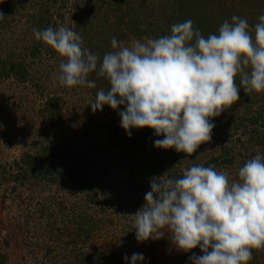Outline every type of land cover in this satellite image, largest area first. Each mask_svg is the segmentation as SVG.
Masks as SVG:
<instances>
[{
	"label": "clouds",
	"instance_id": "1",
	"mask_svg": "<svg viewBox=\"0 0 264 264\" xmlns=\"http://www.w3.org/2000/svg\"><path fill=\"white\" fill-rule=\"evenodd\" d=\"M258 21L251 30L246 19L233 15L218 34L205 38L189 19L173 24L169 35L134 40L130 47L114 37V51L102 58L65 26L34 28L33 36L62 58L60 85L96 88L90 74L108 81L107 91L96 92L94 111L122 107L117 114L127 136L147 127L163 136L154 147L191 156L211 140L213 118L238 101L237 74L245 93L264 92V14ZM237 177L230 180L212 166L194 165L181 178L152 179L143 207L134 214L136 240L167 233L180 251L199 247L202 254L189 256L190 264H248L253 249H264V156L247 160ZM123 259L145 261L142 253Z\"/></svg>",
	"mask_w": 264,
	"mask_h": 264
},
{
	"label": "rangeland",
	"instance_id": "2",
	"mask_svg": "<svg viewBox=\"0 0 264 264\" xmlns=\"http://www.w3.org/2000/svg\"><path fill=\"white\" fill-rule=\"evenodd\" d=\"M26 1L24 11L12 6V0H0V7L9 5L7 18L14 16L16 21L28 9L34 11L31 2L37 0ZM72 1H67L69 8ZM222 1L238 5L242 0ZM261 4L264 0H256L253 5L258 8ZM236 12L232 11V14L243 16L245 12L246 15V9L241 14ZM70 16H65V20L56 27L69 28ZM23 20L22 17L19 23H25ZM56 22L59 23L58 20ZM22 31L20 25L0 31V58L13 48V41H27V35L23 38ZM32 36V33L28 34V39ZM146 38L150 37L144 35L141 41ZM132 42L122 45L130 47ZM25 62L29 72L26 81H17L12 76L0 79V233H6L0 235V253L6 255V264L77 263L80 254L87 257L93 252L115 255L109 262L100 259L98 263L101 264H117V258L122 264H127L123 257L127 255L130 259L133 253L143 254L145 261L142 264H190L189 256L193 253L201 255L198 246L189 252L178 250L167 233L158 239L136 240L134 214L143 207L151 180L170 178L168 172L158 175L151 162L140 164V169L135 171L134 159L147 162L150 154L140 153L133 138L124 130L122 144L129 156L121 153L124 150L121 142L109 140L106 131L97 123L98 112L91 108L96 96L91 89L86 86L68 88L59 84L56 78L62 58L49 46L43 55L26 58ZM107 85L103 77L96 82V88L104 89ZM49 97L59 100H56L57 104L53 101L51 107L52 110L58 107L60 111L55 119L48 117L47 109L50 108L43 106ZM260 108H264V92L245 93L240 88L238 101L213 118L215 127L211 140L201 144L191 156L182 153L184 162L181 167L204 166L211 157L224 152V145H228L230 149L226 152L228 155L232 152L235 164L220 166L217 170L226 172L230 180L237 179L238 169L247 160L257 153L264 156V121L260 120L255 125L247 121L249 114ZM122 110L121 107L114 111L119 127L117 112ZM147 129L153 133L152 129ZM220 129L222 133H218ZM153 137L163 138L162 135L156 137L154 133ZM260 139L263 140L262 145H255ZM65 142L82 149L95 161L90 174L98 196L96 203L88 202L85 195L78 194L70 183H51L46 179L47 175L36 179L35 176L45 170L38 160L22 182L13 180L12 175L17 165H22L24 154H34L44 145L64 147ZM135 184L141 188L137 189ZM81 212L86 215L83 226L88 233L80 235ZM94 220L97 226H92ZM257 255L256 264H264V249ZM86 262L95 264L89 257Z\"/></svg>",
	"mask_w": 264,
	"mask_h": 264
},
{
	"label": "trees",
	"instance_id": "3",
	"mask_svg": "<svg viewBox=\"0 0 264 264\" xmlns=\"http://www.w3.org/2000/svg\"><path fill=\"white\" fill-rule=\"evenodd\" d=\"M12 1V6L20 8L22 11L26 9V0ZM67 1L37 0L31 2V8L34 11L30 12V9H28V12L21 13V17L16 18V21L14 16L7 18L9 5L5 4L4 7H0V14L4 15L3 18H0V31H5L7 27L13 28L14 25H20L23 28L22 37L24 38L27 35V41L23 39L15 43L13 41V44H10L13 48L6 51L5 57L0 58V79L12 76L17 81H26L29 76L25 62L26 58L40 57L48 47L41 41L36 40L34 36L28 39V34L32 33L33 35L34 28L38 30L48 27L56 29L58 28L56 25L62 23L65 16L69 15L71 16L67 24L70 27L73 26V31L82 37V46L102 58L103 54L114 51L111 48V40L114 37L120 44L141 40L144 35L145 37L159 38L160 36L169 35L173 24L190 19L193 28L199 30L201 35L207 38L210 34H218V29L225 20L231 22L232 11L236 10L235 14L239 12L241 14L246 9V15L245 12L243 16L238 15L247 20L251 30H254L255 24L259 22L258 17L264 14V4H261L258 8L253 5L256 0H242L238 2V5L235 2L224 3L222 0H73L70 8ZM73 8L75 9L72 10ZM22 17L27 27L25 23H19ZM57 20L59 23L56 22ZM15 48H17V52ZM88 79H94L95 82L99 80L93 74H90ZM235 82L243 90V86L240 85L239 74L236 75ZM108 88L109 84L104 90L107 91ZM99 89L101 88H93L91 92L96 96ZM56 100L58 98L49 97L43 103L46 109L50 108L47 110L49 111L48 117L51 119H55L56 114L60 112L58 107L56 110L51 109L54 105L53 101L56 102ZM114 111L105 105L101 110H97L98 118L96 120L99 127L106 131L109 140H119L122 144V140H124L122 139L124 138L122 136L123 129L119 127V119ZM260 120L264 121V108L250 113L247 119L252 125L257 124ZM222 132V129L218 131V133ZM131 137L140 153L150 154L147 162L134 159L136 160L135 165L133 162V166L136 167L135 171L140 169V164L151 162L152 165H155V170H158V175L167 171L170 178L182 177L183 171L187 169L181 167L184 162L182 152L178 153L171 148L160 149L154 147L153 141L155 138L151 130L146 127L131 130ZM256 142L255 145H262L263 140L260 139ZM71 144L70 142L66 143L64 147L60 148L44 145L34 154H24L21 158L22 165L18 164L15 173L12 175L13 180L22 182L38 160L45 170L39 176H35L36 179L45 178L47 175L46 179L51 183H58V181L70 183L78 194L85 195L84 197L88 202L96 203L98 196L93 189L92 175L90 174V169L93 164L95 165V161L87 156L82 149L73 148ZM227 146L224 145V152L211 157L204 166L207 167L212 164V167L218 171L217 169L220 166L229 167L234 165L235 157L232 152L231 155H228L226 151H229L230 147L227 148ZM122 147L124 150H121V153L123 152L126 156H129L128 151L124 148L126 146L122 144ZM136 154L138 153L136 152ZM125 155L123 157L126 162ZM135 186L137 189L141 188L138 184H135ZM79 219L81 224L79 226L80 235L86 234L87 230L83 226L86 215L81 212ZM93 223L92 226H97L96 220ZM260 250H252L253 258L248 264H256L257 252ZM87 257L93 259L95 264H101L98 263L100 259L109 262L112 257L115 258V255L113 253L93 252ZM87 257L82 253L77 263L68 264H88L86 262ZM6 261V255L0 253V264H6ZM117 264H122L119 258H117Z\"/></svg>",
	"mask_w": 264,
	"mask_h": 264
}]
</instances>
